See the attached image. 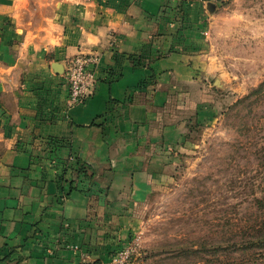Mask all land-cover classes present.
Segmentation results:
<instances>
[{"label":"crops","instance_id":"obj_1","mask_svg":"<svg viewBox=\"0 0 264 264\" xmlns=\"http://www.w3.org/2000/svg\"><path fill=\"white\" fill-rule=\"evenodd\" d=\"M209 10L207 0H0V264H112L134 240L136 209L197 103L203 113L198 22ZM82 54L98 57L95 90L70 107L64 74Z\"/></svg>","mask_w":264,"mask_h":264},{"label":"rangeland","instance_id":"obj_2","mask_svg":"<svg viewBox=\"0 0 264 264\" xmlns=\"http://www.w3.org/2000/svg\"><path fill=\"white\" fill-rule=\"evenodd\" d=\"M207 2L203 113L136 209L132 264H264V0Z\"/></svg>","mask_w":264,"mask_h":264},{"label":"built area","instance_id":"obj_3","mask_svg":"<svg viewBox=\"0 0 264 264\" xmlns=\"http://www.w3.org/2000/svg\"><path fill=\"white\" fill-rule=\"evenodd\" d=\"M96 55H77L69 60L64 74V81L68 89V105L70 107L85 102L93 95L96 78L91 66L97 64ZM136 251V243L129 242L119 249L112 264H131Z\"/></svg>","mask_w":264,"mask_h":264},{"label":"trees","instance_id":"obj_4","mask_svg":"<svg viewBox=\"0 0 264 264\" xmlns=\"http://www.w3.org/2000/svg\"><path fill=\"white\" fill-rule=\"evenodd\" d=\"M264 82L261 83L259 85V87L257 88V94L258 93H261V92H264ZM74 166H76V171L80 174V173H83V175H85L86 173V170L87 168H89V166L87 164H83L81 163L79 160H75V163H74ZM86 169V170H85ZM62 178V177H61ZM71 185H72V182H71ZM69 190L71 191L72 190V186H70Z\"/></svg>","mask_w":264,"mask_h":264}]
</instances>
